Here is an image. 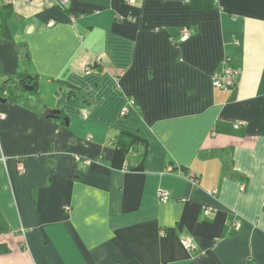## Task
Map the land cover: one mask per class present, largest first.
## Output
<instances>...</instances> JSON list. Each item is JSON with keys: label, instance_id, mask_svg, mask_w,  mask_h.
Segmentation results:
<instances>
[{"label": "crops", "instance_id": "crops-1", "mask_svg": "<svg viewBox=\"0 0 264 264\" xmlns=\"http://www.w3.org/2000/svg\"><path fill=\"white\" fill-rule=\"evenodd\" d=\"M66 8L0 6V264H264V0Z\"/></svg>", "mask_w": 264, "mask_h": 264}, {"label": "built area", "instance_id": "built-area-1", "mask_svg": "<svg viewBox=\"0 0 264 264\" xmlns=\"http://www.w3.org/2000/svg\"><path fill=\"white\" fill-rule=\"evenodd\" d=\"M42 5H48L50 2L54 1L61 9L67 7L70 3V0H38ZM132 2L133 0H128ZM35 0H0V6H16L22 7L23 5H33ZM54 21L50 20L47 25L52 26ZM191 35V29L188 27H183L181 29V39L185 40ZM239 70L236 66L233 65L231 60L227 57L225 58L219 68L215 70L211 76V83L214 88L221 90H228L235 85L237 75ZM3 95H6V91H3ZM1 95V94H0ZM134 99L131 97L127 98L126 106L120 111V115H125L129 111V109L134 106ZM4 118V115L0 113V119ZM241 123H234L233 127L239 128ZM75 159L82 164H89L91 162L90 159L82 158L78 155H74ZM19 170L23 171L22 165H19ZM171 170V169H169ZM192 182L196 183L197 180L191 179ZM216 190H212V193H215ZM158 195L161 201L167 200V193L163 191H158ZM69 207H65V210H68ZM213 212V209L210 207H204L203 213L208 215ZM181 243L183 247L187 250L192 248L191 242L187 239H182Z\"/></svg>", "mask_w": 264, "mask_h": 264}, {"label": "trees", "instance_id": "trees-1", "mask_svg": "<svg viewBox=\"0 0 264 264\" xmlns=\"http://www.w3.org/2000/svg\"><path fill=\"white\" fill-rule=\"evenodd\" d=\"M66 12L67 11H70L69 10V8H66V7H64L63 8ZM73 16H75V14H73ZM28 78H31L32 80L33 79H35V77L34 76H29V77H27V76H25L24 78H21V79H19V81L21 82L20 84H19V86L21 85V86H23V87H25L26 85H29L28 83L29 82H26L27 81V79ZM11 85L10 84H7V82H4L3 84H1L0 85V96L1 97H5V98H8L9 97V95H10V92H11ZM68 96H69V98L70 99H77L78 97H79V91L76 89V88H74V87H71V86H68ZM3 91H6V95H3L2 93H3ZM57 113L58 112H56L55 114L54 113H50V117H52V118H56V116H57ZM59 114V113H58ZM62 116L60 115V118H61ZM135 143H137V140L135 139V140H132L131 138H130V136L129 135H127V134H120L119 136H118V138H117V140H116V144L118 145V146H122V147H126L127 149L129 148H132V146L135 144ZM0 251L2 252V251H4V248H1L0 247Z\"/></svg>", "mask_w": 264, "mask_h": 264}, {"label": "water", "instance_id": "water-1", "mask_svg": "<svg viewBox=\"0 0 264 264\" xmlns=\"http://www.w3.org/2000/svg\"><path fill=\"white\" fill-rule=\"evenodd\" d=\"M24 88H25V89H28V90L32 89V87H31V86H25ZM0 101L4 102V101H5V99H1V98H0Z\"/></svg>", "mask_w": 264, "mask_h": 264}]
</instances>
